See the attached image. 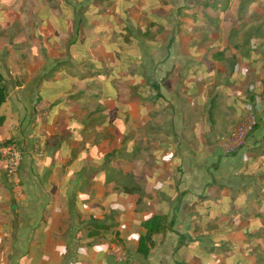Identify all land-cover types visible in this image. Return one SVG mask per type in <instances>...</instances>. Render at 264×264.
<instances>
[{
    "label": "crops",
    "instance_id": "0c3cea01",
    "mask_svg": "<svg viewBox=\"0 0 264 264\" xmlns=\"http://www.w3.org/2000/svg\"><path fill=\"white\" fill-rule=\"evenodd\" d=\"M41 1L0 0L7 91L0 144L16 143L23 154L13 177L0 155V264H237L230 254L264 264V230L254 233L264 224L244 231L247 224L230 221L229 228L239 229L219 239L212 229L216 211L237 206L231 192L247 183L246 173L233 170L254 157L227 153L219 140L255 112L262 119L252 149L260 147L263 76L249 75L238 60L225 73L222 61L181 38L132 61L130 37L123 45L99 31L89 36L81 19L90 17L94 0ZM118 1L129 8L145 0ZM107 2L104 16L113 20L118 5ZM92 13L94 24L103 25L98 9ZM127 16L134 18L130 10ZM35 17L33 45L24 46L14 26L23 20L32 26ZM8 27L14 30L3 31ZM113 29L127 34L130 27ZM45 32L49 40L41 39ZM155 214H165L171 228L144 256L136 251L141 224ZM250 239L257 250H246ZM219 242L231 244L230 252ZM115 247L125 259L108 253Z\"/></svg>",
    "mask_w": 264,
    "mask_h": 264
},
{
    "label": "rangeland",
    "instance_id": "374dc122",
    "mask_svg": "<svg viewBox=\"0 0 264 264\" xmlns=\"http://www.w3.org/2000/svg\"><path fill=\"white\" fill-rule=\"evenodd\" d=\"M113 1L114 5H118L116 8L117 14L113 20H109L104 16L106 15L105 9L109 7L107 0H94L90 3L94 7L89 8L88 6V16L90 17L88 18L84 15L81 21L82 23L88 21L89 36L97 38L95 34L99 31L103 35L105 34L104 36H107L105 37L106 39L114 40L119 37L123 45L128 44L127 39L130 37L131 40L129 42L132 43L128 47L130 53H128V49H126V53L130 54L131 59L133 58L132 61L137 56L140 57V55L141 57L144 56L146 60L152 49L151 47L159 45L158 49H165L175 43H179L181 38L180 42L194 44V46L200 45L201 52L203 51L206 56L207 54L209 55L207 57L222 61L225 73L229 72L230 66L228 64H234L235 60H238L242 62V66L251 68L249 69V75L253 74V77L261 78L264 74V0H247L246 5L242 9L239 8L240 0H145L144 2L134 1L129 8L125 3L120 4L118 0ZM205 1L215 4V6H203ZM41 2L51 5V0H42ZM65 4L67 3L65 2ZM97 9L100 17H102L100 21L103 25L94 24L96 22L91 17V14L93 15L92 12ZM128 10L134 14L132 21H130L132 18L129 19V15L127 16ZM74 15L77 16V12ZM94 19L97 20V18ZM28 21L23 20L24 24L18 22V26L14 27H20L23 31L22 41L20 42H23L24 46L26 43L29 45L32 43L31 47L35 36H32V27L37 29V18H32V26H30ZM13 22H15V19L11 22L9 21L8 24L13 25ZM126 26L130 27L129 31ZM113 27H116L117 31L121 32L124 30L129 33L118 34L117 32L112 34L114 32ZM13 30L14 28L8 27L3 31L11 32ZM91 31L92 33H90ZM103 31L106 33H103ZM47 35L48 33H43L41 39L49 40ZM36 41L37 38L35 43ZM84 49L85 43L82 41L81 45L79 44V50ZM153 52L156 53L157 51ZM159 52H157L158 56H162ZM216 52H222V56L213 57L212 55ZM89 68L92 67L89 66ZM255 73H258V75H255ZM259 96L262 97L264 108V94ZM258 114L255 112L244 114L240 117L241 121L239 123L236 122L237 124L232 123L231 129L224 131L226 134L219 140L221 150L227 153L237 154L240 150L249 151V153H242V155L248 156L252 152L254 157L248 164L239 163L238 166L241 167L232 172V174L235 173L236 175L246 173L247 183L242 188V191L231 192L230 197L238 201L237 206H235L236 203L234 205L231 203L229 211L225 214L216 211L215 220L217 221L212 228L216 233V239L222 237V231L239 229V227L229 228L227 224L230 221L233 222L239 219L242 223L247 224V227H243L244 231L259 229L258 226L261 228V224H264V159L262 158L259 161L260 159L258 158L259 154L264 153V135L261 139L263 141L260 147L256 150L252 149L255 144L256 125L259 124L258 120L262 119ZM238 128H241L242 132H238L235 135L234 133L238 131ZM212 201V204H220L219 200ZM205 211L206 208L202 207L200 213L202 214ZM259 214L262 219L257 217ZM225 220H228L227 223H225ZM261 230H264V228L254 233H259ZM250 242L251 239L247 243L248 248L246 250L248 251L253 250ZM219 244L221 246L219 248L224 250V253L230 252L227 248L231 247V244L223 242H219ZM226 256L227 254H222L221 257L226 258ZM228 257L234 262L236 259V262L238 261L237 264H245L244 260L237 257L236 254H230Z\"/></svg>",
    "mask_w": 264,
    "mask_h": 264
},
{
    "label": "trees",
    "instance_id": "16d2710c",
    "mask_svg": "<svg viewBox=\"0 0 264 264\" xmlns=\"http://www.w3.org/2000/svg\"><path fill=\"white\" fill-rule=\"evenodd\" d=\"M247 0H240L239 8L242 9L246 5ZM215 6V4H210L205 1L203 6ZM214 57L218 58L222 56V52H216L213 54ZM262 83V94H264V74L261 80ZM7 96L6 87L3 83L2 75L0 74V106L5 101ZM2 121V116L0 115V122ZM257 126V125H256ZM143 231L140 233L137 243L136 251L141 255L146 256L151 249L161 243L167 233L171 228V223L168 221L165 214H155L142 222ZM157 235H160L157 238ZM179 264H185L180 262Z\"/></svg>",
    "mask_w": 264,
    "mask_h": 264
},
{
    "label": "built area",
    "instance_id": "2783aa9c",
    "mask_svg": "<svg viewBox=\"0 0 264 264\" xmlns=\"http://www.w3.org/2000/svg\"><path fill=\"white\" fill-rule=\"evenodd\" d=\"M249 128H251V126H249ZM237 130L238 131L234 133L235 135H237L238 132L239 133L242 132L241 128H238ZM0 155L2 156L5 162L7 176L13 177L14 175H16L21 165L22 158H23L22 151L20 150L18 145L13 142H7V143L0 144ZM108 253L112 257H114L116 260L125 259L124 251L120 248H117V247L112 248L109 250Z\"/></svg>",
    "mask_w": 264,
    "mask_h": 264
}]
</instances>
